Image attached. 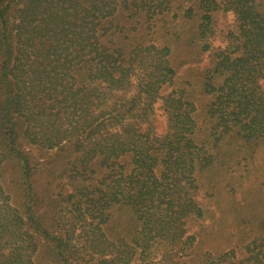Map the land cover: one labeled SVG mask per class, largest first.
I'll return each instance as SVG.
<instances>
[{
    "label": "rangeland",
    "instance_id": "rangeland-1",
    "mask_svg": "<svg viewBox=\"0 0 264 264\" xmlns=\"http://www.w3.org/2000/svg\"><path fill=\"white\" fill-rule=\"evenodd\" d=\"M6 1L0 0V16ZM57 1L48 0L46 9L54 11ZM256 2L261 3L258 9L264 7V0ZM164 4L157 0H121L115 17L104 24L105 32L102 31L101 36L93 32L89 35L93 40L98 37L138 43V56L132 58H138V68L137 62L128 56V64L136 66L130 73L138 77L135 86L128 88V96L136 91L139 94L141 86L155 80L163 61L169 60L176 71L175 86L186 88L188 99L197 106L192 113L200 125L196 138L210 148L204 154L203 166H196L191 173L196 186L193 188L187 179L191 176L188 166H181L184 169L176 173L168 169L177 149L169 153L171 157L164 156L161 149L140 155L142 161L153 163L157 176L163 173V182L168 179L166 175L177 178L179 186L174 196L180 198L181 203L190 197L205 209V218L190 217L182 225L184 236H196L193 246L153 239L147 260L150 264L151 260L158 261L168 248L170 257L164 264L175 261L180 264H264V78L257 75L262 71L257 61L254 60L253 65L248 63L252 53L247 51L255 43L247 38V31L241 33L242 14L237 15L233 10L215 12L213 33L199 38L195 28L199 15H183L192 2L170 0L168 6L172 9L168 13L162 7ZM40 6L38 0H9L4 14L5 31L0 17V65L8 56L11 64L19 57L32 60L51 52L46 49L47 43H55L60 35L36 32L40 29L34 27L39 26L43 16ZM36 12L39 14L35 15ZM70 15L71 18L66 19L72 24L75 17ZM84 21L90 26L89 19ZM28 33L40 45L39 49L28 44L30 39L25 41ZM238 34L241 35L239 43L236 40L232 44ZM150 42L156 44L154 53L143 49V45ZM203 44L205 49H201ZM10 45L9 54L6 49ZM259 48H264V40L259 41ZM221 52L230 57L225 65L221 64ZM49 56L54 57V53ZM244 59L248 62L244 63ZM44 60H48L47 56ZM220 72L224 75L220 76ZM229 80L234 81L232 86L237 92L225 86ZM158 82L156 79L155 85ZM166 83L159 85V94L166 95L172 90ZM216 87H223L225 95ZM7 97L0 82V186L8 195L9 204L24 220L22 228L27 233L24 245L30 250L33 264H102L96 252H92L93 259L86 254L92 251L90 244L93 243L88 241V236L93 235L88 223L99 226L110 240L124 237L130 241L135 234L138 242V199L152 194L146 170L142 167L141 175H128L131 180L126 178L135 186L128 192L126 201L117 187L119 182H113L112 189L107 186L118 176L110 173V167L81 164L80 155L73 150V140L55 139L59 132L55 120L39 116L34 106L30 121H25L23 115L5 113ZM152 107L142 129L150 123V137L158 138L155 143L158 145L164 142L163 136L168 130L167 112L159 96ZM226 107L228 109L224 110ZM223 110L224 116L231 119V128L224 126L223 119L219 124L211 119L213 114L219 116ZM228 111L231 114H226ZM252 120L257 122L253 129H238L241 122ZM35 132H41L44 137L34 136ZM60 142L63 147L58 145ZM83 230H87L86 233ZM134 255L138 258V247Z\"/></svg>",
    "mask_w": 264,
    "mask_h": 264
},
{
    "label": "trees",
    "instance_id": "trees-1",
    "mask_svg": "<svg viewBox=\"0 0 264 264\" xmlns=\"http://www.w3.org/2000/svg\"><path fill=\"white\" fill-rule=\"evenodd\" d=\"M120 1L59 0L55 4L56 11H49L46 9L48 0H38V5L41 4L40 13L43 16L40 17L39 26L34 27L40 29L36 32L60 35L55 43L52 41L47 43L46 49H50L54 57L49 56L50 52L40 54L32 60L19 57L10 64L8 56L0 65V82L3 93L8 95L4 102L5 113L23 115L25 121H30L33 119L31 116L35 108L39 116L49 118L50 121L55 120V127L59 131L55 139L67 142L73 140V150L80 155L81 164L110 167V173H116L118 176L112 178V183H108L107 186L112 189L113 182H119L117 187L122 191L126 201L129 197L128 192L135 188L126 178L131 180L130 177L141 175L142 167L146 170L147 178L150 180L149 190L152 194L145 199H138V225H140L138 242L134 238L135 234L132 235L134 232L130 241L124 237L110 240L104 236L99 226L88 223L90 228L88 230L93 234L88 236L90 237L88 241L93 243L90 244L92 251H86V254L93 259L92 252H96L102 264H150L147 253L153 239L161 238L170 243L177 241L193 246L196 236L193 234L184 236L185 229L182 225L190 217L205 218V209L190 197L181 203L180 198L174 196L179 186L177 178L166 175L164 177L168 179L163 182L161 180L163 173L157 176L153 163L142 161L140 155L145 156L151 151L161 149L164 156L171 157L169 153L177 149L173 164L168 166V169L176 173L177 170L184 169L181 166H188L187 170L191 176L187 179L192 182L190 185L193 188L195 184L191 173L197 168L196 166H203L204 154L210 148L196 138L200 125L192 113L197 106L188 99L186 88L175 86L176 71L169 60L162 63L156 78L159 81L157 85H155L156 79L147 82L141 86L139 94L136 91L132 96H128L126 94L128 88L135 86V80L138 78L134 73H130L136 66L128 64V56L131 59L138 56V43H124L125 40L115 41V39L101 40L98 37L94 40L90 39L89 35L92 32L98 36L102 35V31L105 32L104 24L115 17V12L118 10L116 6ZM157 1L161 5L167 3L162 7L165 12H170L172 9L168 6L170 0ZM188 1L192 4L187 7L183 15L187 16L191 13L199 15V20L195 24L199 38L213 33L215 12L233 10L237 15L242 14L241 33L247 31V38L255 43L247 50L252 53L249 62L246 59L243 62L253 65L254 60L257 61V66L262 70L257 69L256 71H260L257 75L264 78V48H259V41L264 40V7L258 9L261 3H257L256 0ZM8 4L9 0L1 9L0 17L4 31L7 28L4 14ZM81 12L83 15L79 16ZM38 14L39 12H36L35 15ZM70 14L75 17L72 24L67 22V19L71 18ZM85 19L90 20V26L87 27ZM71 25L73 29L69 28ZM30 33L24 38L25 41L30 39L28 44L39 49L40 45L33 41ZM239 38L241 35L234 37L232 44L236 40L239 43ZM230 45L231 42L223 52L228 50ZM155 47L154 42L143 45V49L151 53H154ZM205 47L206 45L203 44L201 49ZM6 50L10 54L11 45ZM223 52H221L223 56L221 64L225 65V60H230V57ZM44 56H47L48 60H44ZM134 60L138 68V58L132 59L133 62ZM220 74V76L224 75L222 72ZM165 82L173 88L166 95H161L159 85ZM232 83L234 81L229 80L225 86L237 92V88L232 86ZM216 89L222 92V96L225 95L223 87ZM157 96L165 103L168 121V130L163 136L164 142L158 145H156L158 138L150 137L151 124L147 123L146 129H142V123L152 112V104ZM226 109L228 107L224 108ZM224 110L219 116L213 114L211 119L214 124L221 123L220 119H223L226 121L223 125L231 128V119L224 116ZM226 114L231 112L228 111ZM255 124H257L255 120L241 122L238 129L251 130ZM28 132L27 126L24 128V133ZM40 133L35 132L34 136L44 137ZM61 143L58 145L63 147L64 144ZM165 160L169 161L168 158ZM142 207L147 208L143 211ZM23 221L22 216L9 204L8 195L4 194L3 187L0 186V264H33L30 250L24 245L26 242L24 236L27 233L23 231ZM86 231L83 230V233ZM136 247H138V258L134 255ZM168 257L170 255L167 248L162 252V257L158 261L151 260V264H164ZM219 258L220 256L217 260ZM173 263L180 264L176 261Z\"/></svg>",
    "mask_w": 264,
    "mask_h": 264
}]
</instances>
